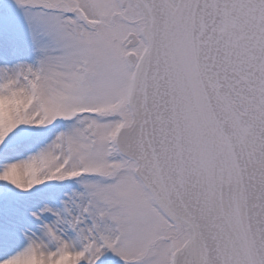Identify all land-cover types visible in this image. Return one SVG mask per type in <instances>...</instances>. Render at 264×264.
I'll return each instance as SVG.
<instances>
[{
    "label": "snow or ice",
    "instance_id": "obj_1",
    "mask_svg": "<svg viewBox=\"0 0 264 264\" xmlns=\"http://www.w3.org/2000/svg\"><path fill=\"white\" fill-rule=\"evenodd\" d=\"M0 264H264V0H0Z\"/></svg>",
    "mask_w": 264,
    "mask_h": 264
}]
</instances>
